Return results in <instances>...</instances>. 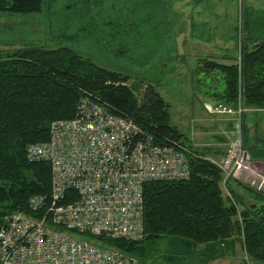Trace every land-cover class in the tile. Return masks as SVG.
<instances>
[{"label":"trees","instance_id":"trees-1","mask_svg":"<svg viewBox=\"0 0 264 264\" xmlns=\"http://www.w3.org/2000/svg\"><path fill=\"white\" fill-rule=\"evenodd\" d=\"M42 4L43 0H0V12L28 14L40 11ZM134 5L126 18L122 15L123 24L116 18L86 20L91 12L86 8L88 15L77 17V28L95 42L103 43L100 39L105 38V43L98 44L104 47L119 35L128 36L134 54L147 61L154 47L161 45L160 30L167 27V13L164 5L146 0ZM250 34L254 46L240 39L239 62L204 58L198 72L218 71L215 74L223 86L214 92L218 100L235 105L239 97L246 107L264 109V33L253 30ZM133 78L65 46L27 45L0 55V222L14 211L29 212L31 196L49 194L50 164L29 160L26 148L48 138L51 121L74 117L80 98L88 94L110 113L132 120L141 129V139L147 136L153 145L183 147L190 169L187 179L145 182L144 238L106 240V245L142 259L163 237L174 238L177 247L205 244L204 249L209 243L230 248L238 241L246 255L244 264L264 262V194L228 180L230 196L225 195L221 169L189 149L187 136L172 123L169 103L157 88Z\"/></svg>","mask_w":264,"mask_h":264},{"label":"built area","instance_id":"built-area-1","mask_svg":"<svg viewBox=\"0 0 264 264\" xmlns=\"http://www.w3.org/2000/svg\"><path fill=\"white\" fill-rule=\"evenodd\" d=\"M49 127L50 138L29 144L26 156L50 164V192L31 196L29 212L3 217L0 264H143L104 242L144 238L143 185L187 179L183 147L141 139L132 120L110 113L88 94L74 117L55 119ZM237 136L236 130L231 133L215 162L222 189L227 192L226 182L234 180L264 194V173Z\"/></svg>","mask_w":264,"mask_h":264},{"label":"rangeland","instance_id":"rangeland-1","mask_svg":"<svg viewBox=\"0 0 264 264\" xmlns=\"http://www.w3.org/2000/svg\"><path fill=\"white\" fill-rule=\"evenodd\" d=\"M139 1L141 0H43L41 10L38 12L28 14L0 12V55L27 45L45 48L62 46L72 48L99 65L127 73L133 76L136 81L143 80L145 84L148 82L155 85L169 103L171 121L176 118V109L178 108L179 112V107L182 106L184 99L188 104L190 100L194 101L195 97L199 103L204 104L209 113L226 115L230 118L232 128L224 131L227 141L226 147L231 133L236 130L239 135L237 137L242 140L244 149L255 158L253 166L259 167L264 173V159L258 153H251L244 141L245 136L246 142L252 144V137L258 132L264 133V128L262 125L249 123V121L246 124L243 123L245 114L262 109L246 107L239 97L235 105H228L218 100L214 96V92L223 88L221 80L218 79L219 75L215 74L218 71L214 69L208 75L203 70L198 72L200 62H203L201 59L204 58L199 59L196 63L195 61L190 62L186 67L179 63L177 55L178 19L184 0H152V2L146 0L148 4L164 5V12L167 13V27L165 26L163 30L162 28L160 30L161 45L154 47L153 55L147 61H143L139 55L134 54L128 36L121 37L119 35L109 48L98 45L105 43L107 41L105 38L100 39L103 43L95 42L93 37L88 36L84 31L80 32L77 28L79 26L77 25V17L88 15L85 13L86 8L91 9L90 16L86 20L91 17H95L97 20L116 18L118 21L120 20L119 23L123 24L122 15L126 18L129 7L136 6L137 4L134 5V3ZM247 3L249 4L250 0H197L194 10L199 12V18L204 29L210 27L217 30L215 33L218 34V37L214 40L216 46L211 47L213 52L220 49L224 51L225 47H229V50L232 48L233 51L235 50V61L237 62L241 59L242 40L240 39L244 36L241 34L239 13L242 5ZM235 8L238 16L237 18L235 16L234 24L235 27L239 26L234 31L231 29L234 32L233 42H235L232 47V42H228L230 39L227 41L223 39L230 35L231 30L229 28V16L225 19L222 17V13L225 11L229 13ZM215 10L221 12L219 14L221 17L215 14ZM119 29L121 30L123 27H119ZM227 42L228 44L225 45ZM201 49L203 46L199 47L198 52H201ZM159 75L158 81L156 78ZM155 80L158 81L157 84H155ZM243 129L246 131L245 134H243ZM189 149H192L191 145ZM262 155L264 156V153ZM227 192H224L225 195ZM173 239L170 237L158 239L157 246L152 253L142 259L138 258L143 264H244L243 260L246 259L238 241L231 244L230 248H226L220 243H209L204 249L205 244L196 247L193 245L177 247V244H173ZM248 264H264V262L250 260Z\"/></svg>","mask_w":264,"mask_h":264},{"label":"crops","instance_id":"crops-1","mask_svg":"<svg viewBox=\"0 0 264 264\" xmlns=\"http://www.w3.org/2000/svg\"><path fill=\"white\" fill-rule=\"evenodd\" d=\"M196 1L197 0H184L179 13V32L177 43L179 63L186 67V65L190 62L195 61L196 63L201 58H210L224 62L235 61V50L233 51L232 48L229 50V47H225L224 51L220 49L217 52H213L214 50L211 47L216 46L214 40L218 37V34L215 33L217 30L210 27L204 29L203 23L199 18V12L194 11ZM250 3L242 5L239 18L242 26L241 29H243L244 34L243 43H247L249 47H252L254 46L255 41L254 37L250 36V32L257 30L259 34L264 33V0H250ZM214 12L216 15L220 16L219 14L221 12L217 10ZM236 13V8L234 11L231 10L229 13L226 11L225 13H222V17L225 19L229 16L230 25L228 23L227 25H229L230 30L233 29V31L239 26L235 27L236 25L234 24L235 16L236 18L238 16ZM255 18L257 21L254 20ZM233 31L231 30L230 35L223 38L226 41L230 39L228 42H232V47L235 45V42H233ZM228 42L225 43V45H227ZM199 45L201 47L203 46L201 52H198L200 47ZM159 77L160 75L156 78V80ZM156 80L155 84L158 83L159 79L158 81ZM195 102L197 105L194 104ZM176 110L177 116L174 121L172 120V123L177 125L178 128L187 136L191 148L213 162L220 159L226 151L227 141L224 131H228L232 128L230 118L226 115H215L209 113L204 107V104L199 103L195 97L194 101L190 100L188 104L184 99L182 106L179 107V112L178 108ZM248 121L249 123L262 125L264 128V109L254 110L245 114L243 123L246 124ZM245 133L246 131L244 130L243 134ZM244 141L246 147L251 151V153H258L261 155V158L264 159V156L262 155L264 153V133H256V135L252 137V144H248L246 142L245 136Z\"/></svg>","mask_w":264,"mask_h":264},{"label":"bare ground","instance_id":"bare-ground-1","mask_svg":"<svg viewBox=\"0 0 264 264\" xmlns=\"http://www.w3.org/2000/svg\"><path fill=\"white\" fill-rule=\"evenodd\" d=\"M50 126V125H49ZM50 138V127H49V130H48V138L44 141H38V142H34V143H44L46 142L48 139ZM32 144V143H31Z\"/></svg>","mask_w":264,"mask_h":264}]
</instances>
